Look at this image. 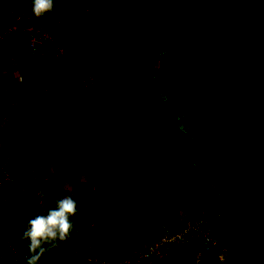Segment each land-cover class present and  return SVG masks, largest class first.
I'll list each match as a JSON object with an SVG mask.
<instances>
[{
    "label": "rangeland",
    "instance_id": "rangeland-1",
    "mask_svg": "<svg viewBox=\"0 0 264 264\" xmlns=\"http://www.w3.org/2000/svg\"><path fill=\"white\" fill-rule=\"evenodd\" d=\"M192 2L92 0L87 3L90 17L96 14L98 22L85 39L94 43L99 59L112 70L109 75L114 96L109 100L114 108L111 110L103 109L98 114L99 107L92 110L93 107H85L80 100L74 105L78 99L74 87L67 94L74 99L59 100L65 105L52 102L44 89L49 75L42 68L32 69V77L37 81L29 92L26 88L31 86L24 81L15 85L17 90L0 91V127L12 130L8 134L14 159L10 158L8 182L15 192L16 189L29 191L30 186L38 191L43 188L44 200L54 194L55 201L62 195L76 199L79 216L90 215L87 225L78 220L71 236L76 244L84 243L92 251L107 253L110 240L116 237L122 240L125 249H131L134 242L146 239L159 208L170 204L168 198H162L163 201L153 205L171 187L187 212L201 210L200 202L175 186L178 166L186 165V169L190 166L191 145L183 140L180 130L164 122L160 125L156 110L166 120L176 122L177 118L166 110L156 73L151 75L145 68L148 61L158 65L157 50L164 37L161 31L177 16H189ZM93 38L96 42L91 41ZM89 46L84 56L95 61L93 45ZM6 72L7 68L0 67V73ZM26 91L31 95L30 105ZM126 149L123 154L127 158H119ZM41 157H47L48 161L38 172L36 165ZM29 181L31 185L26 186ZM102 198L109 205L95 212ZM90 231L95 233L93 238L88 237ZM151 263H156V259L152 258Z\"/></svg>",
    "mask_w": 264,
    "mask_h": 264
},
{
    "label": "water",
    "instance_id": "water-1",
    "mask_svg": "<svg viewBox=\"0 0 264 264\" xmlns=\"http://www.w3.org/2000/svg\"><path fill=\"white\" fill-rule=\"evenodd\" d=\"M263 8L264 0H227L207 14L177 16L163 31L161 64L202 178L258 225L264 243Z\"/></svg>",
    "mask_w": 264,
    "mask_h": 264
},
{
    "label": "built area",
    "instance_id": "built-area-1",
    "mask_svg": "<svg viewBox=\"0 0 264 264\" xmlns=\"http://www.w3.org/2000/svg\"><path fill=\"white\" fill-rule=\"evenodd\" d=\"M10 1L13 0H4L1 4L5 14L0 16V57L3 45L14 36L23 35L27 54L32 57L42 56L45 65L52 70L54 82L59 85H72L78 91L77 97L84 106L100 107L105 102V97L111 99L114 96L110 88V75H104L98 70L95 61H87L84 54H81L80 42L90 33L88 26L77 25L75 31L63 34L65 28L67 29V13L70 7H77L81 14L90 18V8L86 2L55 0L53 12L36 19L31 12L30 0L26 3V0H22L18 4ZM103 86L105 89L101 92ZM9 174V149L0 140V192L9 189ZM29 191L20 190V196L19 192L14 196L15 205L19 203V208L10 220L13 222L18 219V225L15 223L16 226L11 227L0 221V259L9 261L1 264H26L25 258L29 254L27 241L23 243L18 238L24 231L21 226L27 223L29 215L46 214L54 206V203H47L48 198L44 200L39 197L38 190ZM27 206L30 207L28 216L21 217L25 215ZM159 210L152 218L151 230L146 239L117 258H109L104 252L92 251L86 245L78 246L71 238L66 240L63 242V250L68 243L74 247V250L64 256L67 264H145L174 247L195 253L194 257L175 264H206L207 255L210 253H213L216 262L223 263V254L220 251L223 232L218 212L208 216L207 211L190 213L170 204ZM79 213L78 211L72 217L75 228L80 218ZM51 254L52 252L46 253L41 264H50L47 262V255Z\"/></svg>",
    "mask_w": 264,
    "mask_h": 264
},
{
    "label": "trees",
    "instance_id": "trees-1",
    "mask_svg": "<svg viewBox=\"0 0 264 264\" xmlns=\"http://www.w3.org/2000/svg\"><path fill=\"white\" fill-rule=\"evenodd\" d=\"M27 1L28 0L24 1V3H26ZM82 1L88 4L92 2V0H82ZM225 1L227 0H193L192 2L193 9L191 10L192 12L190 13L189 16H192L198 13L207 14ZM2 2H4V0H0V16L5 14V10L1 6ZM20 2H22V0H13L11 3L18 4ZM98 15H101L99 11H98ZM262 15L264 16V8L262 11ZM189 16H185V17H189ZM67 17H68V21L66 23L67 29L65 28V31L63 32L64 35H67L68 33L75 31L77 25H82L84 27L88 26L89 29L91 28L93 29L95 25L97 26V22H98V19L96 18L97 17L96 14L92 18L91 17L87 18L86 16L80 13L77 7H70L67 13ZM175 19L176 18L168 22L167 26L172 24ZM164 29L161 31L162 37H163ZM85 38L82 39L80 42L81 50H82L81 54L83 55L86 52L89 45L90 46L93 45L94 52L92 53V56L94 59L96 58L95 62L97 63L98 70L102 72L104 75H109L112 72L111 68L109 67L108 64H106V62L99 59L98 52H97V49L94 43L90 44V42H87ZM263 40L259 45V49L264 53V45L262 46ZM91 41L96 42L95 38L91 39ZM165 41L166 39L163 37L162 44L159 45V48L157 50L158 51L157 57L159 59L158 65H154L148 61L145 64L146 66L145 68L146 70L149 71L148 72L149 74L156 73L155 78L158 82H160V85L162 87L161 93L164 94L165 99H166V104H165L166 110L168 112H173L177 118L176 122L170 121V118L166 120L164 114L154 109L156 110L158 120H160V125L164 122L166 123V126H169L170 128L175 127L177 130H180L183 135V140L188 141V143L191 145L190 146L191 153H189L191 157L190 166L187 169H186V165H184L183 167L178 166L177 171H176L177 178H176L175 186L178 188V190L183 189L187 193H189L191 197L195 200V202H200L201 207H202V208L200 207L201 211L202 212L207 211L208 216L215 215L216 212L220 214V223L222 225V232H223V239H222V242L220 243V251L223 254V263L216 262L213 259L214 258L213 253H210L207 255L206 264H260L262 261L263 254H264V243H263V238H262L260 228L258 227L257 224L247 221L242 215L236 212L229 205L222 203L220 201L219 196L214 191L212 184L209 181H206L202 178L201 170L196 165V156H197L196 146L194 145L192 140L188 137L187 130L185 128L183 120L181 119L178 113V110L176 108H172L171 95L164 87L163 76L167 70H166V67L161 64V58L163 57L164 52H165ZM87 61H90V59L87 58ZM21 68H22V75L24 76V78L27 77L25 83H28L31 86V87L26 88L27 91L29 92L30 88L32 90V86L36 87V84L34 85V83H36L37 79H35V81L34 79L32 80H30V78L28 79V76H30L29 69H27V66H24ZM44 82H45L44 83L45 93L48 99H50L52 102L61 103L59 102V100L64 101L65 99H73L72 96L67 95L72 85H69V84L64 85L65 83H63L62 85H59L58 83L56 84L54 82L53 75H50L49 77H47ZM103 89H105V86L101 88V92ZM27 91L25 95L27 97V102L30 105L31 95ZM79 100L80 99H76L73 102V104L75 105V103L78 102ZM61 104L65 105V103H61ZM90 106L93 107L92 110L95 109V106L93 105H90ZM90 106H85V107H90ZM54 107H56V105ZM101 108H103L104 110L107 108L108 110H111L114 107L112 106V103L110 102L109 98L105 97V102L102 103ZM84 110H87V109H84ZM9 131H12V130L2 129L0 127V140L9 149V163H10V158L13 161L14 154L12 150L13 146L11 145L12 139L10 138V135L8 134L10 133ZM127 149L124 150L122 153H120L118 157L122 159L127 158L125 154H123L125 151H127ZM132 159L133 158L130 157V161H132ZM47 161H48L47 157H41L36 165V171L39 172L47 164ZM26 175L29 176L30 173L26 172ZM95 181H97V179H95ZM122 181L123 179H120L121 183ZM27 185H31V182L30 181L29 183L27 182L26 186ZM29 190L33 191L34 188L30 186ZM177 194L178 193L174 191L172 187L165 189L161 193L160 197L156 199V202L153 205L158 204L161 201H163L162 198H168L170 200L169 201L170 205L172 204L176 209L187 210V208L184 205L178 203L179 199L177 197ZM54 195L48 197L47 199L48 204L55 203ZM98 202L99 203L97 204V209L95 210V212L100 211L104 206L109 205V202L105 198L99 199ZM150 210H148V213H151ZM80 218H79L80 222L87 225L90 219V215L88 214L87 217H84V218L80 217ZM211 222L212 220L209 221V223ZM79 227L81 229V226ZM1 228H4V226ZM83 230H86V229L83 228ZM94 236H95V233L91 231L88 232L89 238H93ZM23 243H26V241H23ZM109 243H111V248L109 249V252L103 253L107 255V257L109 258H117L119 256L124 255L127 251L130 250V249L128 250L124 248L123 242L119 238H116V237L112 238ZM138 244L139 243L134 242V246ZM83 245L84 243L83 244L78 243V246H83ZM1 246H2V242L0 240V247ZM63 246L64 244L63 242H61L59 247L52 249L50 251L52 252V254L49 256L47 255V262H49L50 264H67L64 256L68 255L69 252L74 250V247L73 245H70L68 243V246H66L67 248L63 250L62 248ZM194 254H195L194 251H188L183 248L174 247V248L166 250L160 257L155 258L157 259L158 262L154 264H175L177 261H182V260H186L188 258L194 257L195 256ZM3 260L0 259V264L2 262H6V263L9 262L8 259H6L5 261ZM15 264H20V263H15ZM145 264H153V263L148 262Z\"/></svg>",
    "mask_w": 264,
    "mask_h": 264
},
{
    "label": "clouds",
    "instance_id": "clouds-1",
    "mask_svg": "<svg viewBox=\"0 0 264 264\" xmlns=\"http://www.w3.org/2000/svg\"><path fill=\"white\" fill-rule=\"evenodd\" d=\"M30 3L31 12L36 19L45 17L55 8V0H30ZM38 195L44 198L45 189L41 188ZM78 211L77 200L71 195H62L46 214L29 215L27 223L21 226L23 234L18 237L21 241H27L29 254L25 258L26 264H41L46 253L71 238L75 230L72 217Z\"/></svg>",
    "mask_w": 264,
    "mask_h": 264
},
{
    "label": "crops",
    "instance_id": "crops-1",
    "mask_svg": "<svg viewBox=\"0 0 264 264\" xmlns=\"http://www.w3.org/2000/svg\"><path fill=\"white\" fill-rule=\"evenodd\" d=\"M2 47L3 48H2V55L0 57V67L7 68V72L5 74L0 73L2 74V77H0L1 79L0 80V91L1 89L6 88V89H10L9 91L11 92L14 90L15 85H18L19 82H21L22 84V81L24 82L26 81L27 77L24 78V76L22 75V68H21L24 66H27V69H29L30 76H28V79L30 78V80L33 79L32 69L36 71V69L42 68L43 70L47 71V75L49 76L53 75L51 72L52 70L45 65L42 56L38 55L34 57L31 56L29 58L26 57L27 51H26L25 37L23 35L14 36L11 41L7 42ZM74 90L77 91L76 89ZM1 128L9 129V128H4V127H1ZM20 190L21 189H16V192H15L13 185L9 182V190L0 192V221H2L4 225L6 224L11 227L18 225V222H19L18 219H14V221L12 222L10 218L18 211L19 203L17 206L15 205L16 199L14 198V196L15 194H17V192H19L18 195L20 196ZM10 200L12 201L11 203L9 202ZM17 200L19 202L21 201L19 197ZM29 210H30L29 206L25 207V212H24L25 215L21 217H25V216L27 217ZM20 245H23V244H20ZM157 262L158 261L156 259V263Z\"/></svg>",
    "mask_w": 264,
    "mask_h": 264
}]
</instances>
